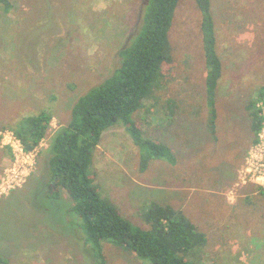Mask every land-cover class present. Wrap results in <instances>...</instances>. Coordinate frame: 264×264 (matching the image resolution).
Returning a JSON list of instances; mask_svg holds the SVG:
<instances>
[{"label": "rangeland", "instance_id": "rangeland-1", "mask_svg": "<svg viewBox=\"0 0 264 264\" xmlns=\"http://www.w3.org/2000/svg\"><path fill=\"white\" fill-rule=\"evenodd\" d=\"M9 1V12L0 4V264H91L67 193L47 192V149L76 99L118 65L143 2ZM210 3L222 64L215 133L207 129L201 12L195 0H179L169 30L172 63L132 114L179 159L154 160L140 171L137 147L116 124L92 153V184L142 229L149 202L183 210L206 232L200 264H264V187L240 177L252 146L243 105L264 85V0ZM42 109L52 112L50 128L25 154L7 127ZM102 247L105 264H150L109 241Z\"/></svg>", "mask_w": 264, "mask_h": 264}, {"label": "trees", "instance_id": "trees-1", "mask_svg": "<svg viewBox=\"0 0 264 264\" xmlns=\"http://www.w3.org/2000/svg\"><path fill=\"white\" fill-rule=\"evenodd\" d=\"M142 2L143 13L137 29L117 51L118 65L76 99L66 125L51 135L47 149L49 180L46 188L54 198L61 195L60 189L67 193L72 202L67 211H73L80 218V221L76 220L83 232V246L91 264H105L102 246L106 241L150 264H200L207 244L206 232L183 210L169 203L149 202L143 213L148 227L142 229L133 226L92 184V153L102 132L116 124L124 126L137 147L140 171L146 170L154 160L175 165L179 159L169 145L147 137L132 118L165 74L163 66L172 63L169 30L179 0ZM195 2L201 12L200 28L207 67V129L213 135L217 118L215 90L222 64L215 50L210 0ZM0 4L4 12L11 10L9 0H0ZM243 108L252 134L250 144H253L264 119V85ZM51 119L52 112L42 109L35 114L21 115L7 128L22 149L31 152L46 136ZM4 262L0 257V263Z\"/></svg>", "mask_w": 264, "mask_h": 264}, {"label": "built area", "instance_id": "built-area-1", "mask_svg": "<svg viewBox=\"0 0 264 264\" xmlns=\"http://www.w3.org/2000/svg\"><path fill=\"white\" fill-rule=\"evenodd\" d=\"M12 136L14 137V139H16L13 133ZM16 142V146L26 154L27 152L22 149V146L17 139ZM7 144H10L12 146L13 143ZM240 177L243 181H245L246 179L251 183H254L260 187H264V119L257 135V141L252 144L247 153L243 167L241 168ZM7 178L8 175L6 176V182L8 181ZM10 181L14 182V179ZM16 182L18 183L17 180Z\"/></svg>", "mask_w": 264, "mask_h": 264}]
</instances>
